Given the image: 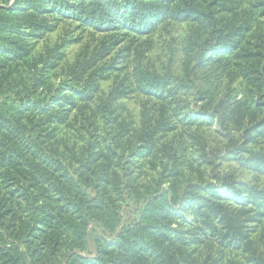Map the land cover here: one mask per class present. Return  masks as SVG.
Listing matches in <instances>:
<instances>
[{
  "label": "trees",
  "instance_id": "1",
  "mask_svg": "<svg viewBox=\"0 0 264 264\" xmlns=\"http://www.w3.org/2000/svg\"><path fill=\"white\" fill-rule=\"evenodd\" d=\"M51 4L100 34L101 52L129 32L190 22L186 75L149 69L139 44L134 76L160 102L136 124L107 117L102 141L90 138L91 118L83 144L59 138L74 94L28 55ZM207 65L226 83L196 93L197 116L178 114L168 100ZM262 180L264 0H0V264H264Z\"/></svg>",
  "mask_w": 264,
  "mask_h": 264
},
{
  "label": "rangeland",
  "instance_id": "2",
  "mask_svg": "<svg viewBox=\"0 0 264 264\" xmlns=\"http://www.w3.org/2000/svg\"><path fill=\"white\" fill-rule=\"evenodd\" d=\"M72 13L49 5L42 15L49 25V30L37 39L28 40V55L37 62V70L47 71V82L55 86L60 85L62 91L69 93L68 98L74 94L72 101L76 108L72 112L64 110V113H68L69 119L58 128V137L74 142L78 146L89 137L88 129L82 126L85 119H92L89 130H93L90 138L102 141L101 139L106 138L104 128L107 130L108 127L104 125L103 120L105 121L107 117L118 116V119L123 118L136 124L144 106L153 108L151 105L160 102L155 97L145 95L139 89L134 76L135 47L139 44L141 45L139 60L149 69H154L160 75L170 76L172 80L186 75L183 72V64L188 57L187 44L193 24L171 22L157 26L150 34L129 32L121 35V40L115 46L101 52L99 50L101 35L88 29L87 25L74 18ZM120 32L125 30L121 29ZM196 45L197 40L194 41V61L197 57ZM89 63L91 65L84 70ZM214 67L215 65L202 67L201 71L197 72V80L193 86L185 88L181 93L177 89L179 94H174L172 99L168 100L170 103L174 100V109L178 114L197 116L200 104L194 103V98L200 90L207 94L221 91L227 78L224 73H220L222 71H214ZM71 71L74 72L72 78L68 77ZM240 81L238 79L232 83L231 97L241 95ZM171 83L169 87L176 88L178 81L174 80ZM80 89L82 93L75 96V91ZM59 101L61 106H69L68 100ZM51 103L54 102L49 99L47 104ZM214 129L205 131L209 133ZM233 162L229 163L235 166ZM236 170L243 179L250 180L253 177L244 168L236 167ZM261 182L264 184V180Z\"/></svg>",
  "mask_w": 264,
  "mask_h": 264
}]
</instances>
